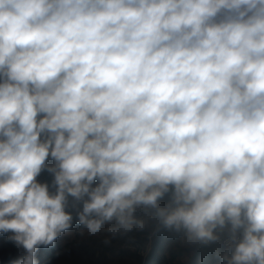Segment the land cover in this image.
<instances>
[{"label": "clouds", "instance_id": "clouds-1", "mask_svg": "<svg viewBox=\"0 0 264 264\" xmlns=\"http://www.w3.org/2000/svg\"><path fill=\"white\" fill-rule=\"evenodd\" d=\"M70 206L92 236L155 222L264 264V0H0L12 264H39Z\"/></svg>", "mask_w": 264, "mask_h": 264}, {"label": "trees", "instance_id": "trees-1", "mask_svg": "<svg viewBox=\"0 0 264 264\" xmlns=\"http://www.w3.org/2000/svg\"><path fill=\"white\" fill-rule=\"evenodd\" d=\"M37 179L40 182L51 183L52 176L45 171ZM68 210L74 216L72 227L69 230H84L85 228L75 220L78 208L70 206ZM137 216L143 218L144 213L138 211ZM11 235V233H0V264H12L15 260L11 261L7 255V248L17 245L9 239ZM150 236L152 238L151 248L147 256L143 258L140 251ZM104 240H100L99 243L93 242V248H100L101 253L96 255L94 250L93 253H86L89 257L78 253L69 243L64 247L67 250L66 264H109L103 262L107 258H111L110 262L114 264H123V261L120 263L117 260L113 261L119 256L131 258L135 264H222L216 253L225 250V247L219 246L207 248L203 245H190L184 241L182 233L159 228L155 222H149V226L144 230L118 234L108 243ZM130 246H134V250L129 249ZM20 247L23 249L22 246ZM59 250L61 248L57 243L54 246L40 247L37 253L39 264H51Z\"/></svg>", "mask_w": 264, "mask_h": 264}, {"label": "rangeland", "instance_id": "rangeland-1", "mask_svg": "<svg viewBox=\"0 0 264 264\" xmlns=\"http://www.w3.org/2000/svg\"><path fill=\"white\" fill-rule=\"evenodd\" d=\"M51 163V161H49ZM105 227H110V225L106 224ZM12 234V233H11ZM114 236H111L109 233L102 231L101 233L92 236L87 233V230H68L64 234H62L55 243L60 245L61 250L56 254L55 258L51 262V264H66V256H67V250H65L64 247L69 245V243L72 244L73 249L75 248L78 253L81 255H86L84 257H89L88 254L86 253H93V251H96V255L101 253V249H95L93 248V242L97 241V243L100 242L102 239H107V240H112ZM104 240V241H105ZM96 243V244H97ZM151 243H152V238L151 236L148 238L146 243L143 245L141 252V255L144 257L147 256L149 253V250L151 248ZM70 244V245H71ZM134 246H130L129 249L134 250ZM8 251V257L9 259L14 260L17 259L18 257L22 256L25 254V250L21 249L20 246L18 245H12L10 248H7ZM103 251V250H102ZM110 257V256H109ZM111 258H107V260H103L104 263H109V264H114V262H110ZM118 261V263L123 261V264H135L134 260L131 258H127L125 256H119L117 259L113 261Z\"/></svg>", "mask_w": 264, "mask_h": 264}, {"label": "built area", "instance_id": "built-area-1", "mask_svg": "<svg viewBox=\"0 0 264 264\" xmlns=\"http://www.w3.org/2000/svg\"><path fill=\"white\" fill-rule=\"evenodd\" d=\"M204 246V245H203ZM213 246H219V247H225L224 243H223V240L221 242H218V243H214V244H210V245H207L205 247L207 248H210V247H213Z\"/></svg>", "mask_w": 264, "mask_h": 264}]
</instances>
